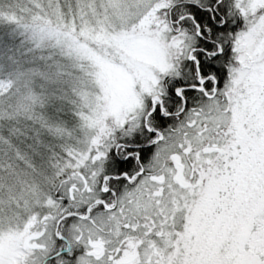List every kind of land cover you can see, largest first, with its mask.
I'll list each match as a JSON object with an SVG mask.
<instances>
[{
	"label": "snow or ice",
	"instance_id": "snow-or-ice-1",
	"mask_svg": "<svg viewBox=\"0 0 264 264\" xmlns=\"http://www.w3.org/2000/svg\"><path fill=\"white\" fill-rule=\"evenodd\" d=\"M0 264H264V0H0Z\"/></svg>",
	"mask_w": 264,
	"mask_h": 264
}]
</instances>
